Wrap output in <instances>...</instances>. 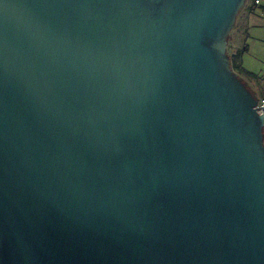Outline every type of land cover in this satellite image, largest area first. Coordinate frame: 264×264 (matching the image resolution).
Returning <instances> with one entry per match:
<instances>
[{"label": "water", "instance_id": "water-1", "mask_svg": "<svg viewBox=\"0 0 264 264\" xmlns=\"http://www.w3.org/2000/svg\"><path fill=\"white\" fill-rule=\"evenodd\" d=\"M245 2L0 0V264H264Z\"/></svg>", "mask_w": 264, "mask_h": 264}, {"label": "rangeland", "instance_id": "rangeland-1", "mask_svg": "<svg viewBox=\"0 0 264 264\" xmlns=\"http://www.w3.org/2000/svg\"><path fill=\"white\" fill-rule=\"evenodd\" d=\"M236 72L256 93L264 94V0H246L229 33L227 53L232 57L243 49ZM252 74L255 78L249 76Z\"/></svg>", "mask_w": 264, "mask_h": 264}, {"label": "trees", "instance_id": "trees-1", "mask_svg": "<svg viewBox=\"0 0 264 264\" xmlns=\"http://www.w3.org/2000/svg\"><path fill=\"white\" fill-rule=\"evenodd\" d=\"M244 51H245L244 48L239 49L232 57H230V65L235 72L243 71L241 67V55ZM247 74L255 78V76H253L252 74L249 73ZM261 96H264V94H262ZM263 135H264V127H263Z\"/></svg>", "mask_w": 264, "mask_h": 264}, {"label": "built area", "instance_id": "built-area-1", "mask_svg": "<svg viewBox=\"0 0 264 264\" xmlns=\"http://www.w3.org/2000/svg\"><path fill=\"white\" fill-rule=\"evenodd\" d=\"M259 107H262L263 111ZM255 108H257L256 112L258 114L262 115L263 120H264V96L257 97V102H256V105H255Z\"/></svg>", "mask_w": 264, "mask_h": 264}]
</instances>
